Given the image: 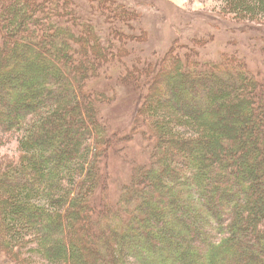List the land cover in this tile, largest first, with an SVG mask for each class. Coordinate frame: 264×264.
<instances>
[{"label": "trees", "instance_id": "16d2710c", "mask_svg": "<svg viewBox=\"0 0 264 264\" xmlns=\"http://www.w3.org/2000/svg\"><path fill=\"white\" fill-rule=\"evenodd\" d=\"M76 1L0 0V145L14 136L16 146L0 157L10 264H264L262 79L235 53L220 63L177 51L145 59L128 37L115 39L126 27L113 4L92 19L99 5L74 10ZM222 1L231 20L263 25L264 0ZM119 6L141 24L136 7ZM83 27L124 60L106 69L102 40L90 57ZM131 56L143 64L123 75ZM113 69L141 98L126 136L104 114L110 91L98 77ZM140 129L150 161L113 202L111 156Z\"/></svg>", "mask_w": 264, "mask_h": 264}, {"label": "rangeland", "instance_id": "374dc122", "mask_svg": "<svg viewBox=\"0 0 264 264\" xmlns=\"http://www.w3.org/2000/svg\"><path fill=\"white\" fill-rule=\"evenodd\" d=\"M84 1H77L75 4H70L69 7H73L74 10H83ZM105 0H92L93 4L99 5V9L95 15L89 13L87 16L90 18H98L103 13H108V8L114 6L116 20L118 24L125 26L123 31L118 32L115 35V39L121 41L123 37L118 35L122 34L128 39H125V45L132 47L137 45L139 52H146L145 59L149 58H161L172 55L174 51L182 54H191L203 62L220 63L225 59L226 54H239L241 59H245L250 66L253 73H255L264 82V22L260 23L244 24L239 21L231 20V16H228L224 12V1L222 0H108L109 6L104 7L103 2ZM111 1H114L113 3ZM120 4L125 6L136 7L142 14L140 22L136 19H131L132 13L128 11H122ZM111 11V10H110ZM83 18V16H81ZM2 20V19H0ZM84 20V19H83ZM86 21V20H85ZM81 23L82 20H81ZM136 25H140L141 29H135ZM249 25V26H248ZM85 27H83L84 30ZM138 28V27H137ZM105 30V29H103ZM134 30V33L132 31ZM143 31V34H142ZM107 34V30H105ZM145 32V34H144ZM88 29L83 32V38L86 41L80 39V42L85 46V50L91 57L92 54H96V43H104L102 58L104 66L108 69V59L117 62L118 54L121 60H124L123 52L120 50L117 54H111L110 50H114L115 45L106 43V36L102 33L93 37L91 34L88 36ZM5 34V32H4ZM131 35L132 37H130ZM104 36V37H102ZM137 36V37H135ZM89 38H92L89 40ZM96 39H98L96 41ZM77 41V40H76ZM106 43V44H105ZM132 49V48H131ZM101 50V49H100ZM98 50V55H101V51ZM134 50V48L132 49ZM123 51V52H122ZM130 51L129 55H131ZM107 54V55H106ZM133 55H135L133 53ZM185 57V56H184ZM139 60L140 65L143 64V58L131 56L127 62L126 70H122L123 75H126L128 69L131 70L133 61ZM189 61V60H188ZM123 62V61H122ZM134 62V63H135ZM143 71V69L141 70ZM119 71L113 69L112 73H107V76L113 78V81L106 77L99 80L103 81V85L100 84L99 88L104 87L105 91L110 94L111 100H107L110 106L105 109V116L109 118L110 129L112 132L121 133L127 135L134 133L138 128L137 122L139 119V109L141 105V98L139 94H136L134 90L127 87L126 83L121 82L118 78ZM144 82L147 77L141 76ZM146 82V81H145ZM144 82V83H145ZM122 84V85H121ZM124 85V86H123ZM117 86V87H116ZM130 86V85H129ZM117 90L114 92V88ZM94 89V88H93ZM102 89V88H101ZM6 120V119H4ZM9 120V119H8ZM111 122V123H110ZM136 127V128H135ZM137 132V137L133 141H129L128 144H116L119 146L116 152L111 156L110 169H111V185L113 202L117 200L123 191V187L126 183H129L134 174V168L136 165H144L149 163L151 153L149 151L148 137L144 136V132ZM146 131V129H144ZM121 136L120 134H117ZM124 139V138H123ZM121 140V139H120ZM10 145L2 147L0 145V157L4 156L8 152L16 150L14 144L15 137L10 139ZM127 148L124 149V146ZM121 147V148H120ZM118 151V153H117ZM38 264H45V262L36 257ZM10 260L6 257V254L0 247V264H10ZM12 263V262H11Z\"/></svg>", "mask_w": 264, "mask_h": 264}]
</instances>
